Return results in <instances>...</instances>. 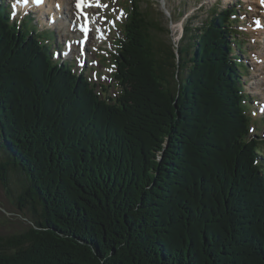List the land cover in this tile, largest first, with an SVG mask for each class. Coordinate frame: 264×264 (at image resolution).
<instances>
[{
	"label": "trees",
	"instance_id": "1",
	"mask_svg": "<svg viewBox=\"0 0 264 264\" xmlns=\"http://www.w3.org/2000/svg\"><path fill=\"white\" fill-rule=\"evenodd\" d=\"M126 2L102 92L0 0V180L21 175L31 221L0 236V264H264L238 9L213 6L176 45Z\"/></svg>",
	"mask_w": 264,
	"mask_h": 264
},
{
	"label": "rangeland",
	"instance_id": "2",
	"mask_svg": "<svg viewBox=\"0 0 264 264\" xmlns=\"http://www.w3.org/2000/svg\"><path fill=\"white\" fill-rule=\"evenodd\" d=\"M11 0H4V3H8ZM143 8H149L154 19L157 20L161 25L169 28L171 34L161 33V38L168 40L171 36L173 41L178 44L180 41L185 26L187 23H191L192 26H201L202 22L212 15L211 8L218 5V8H226L230 6H236L235 8L240 9V14L238 13L237 18L240 20L236 23V28L239 30V34L236 36V40L239 45L244 48L245 52L242 56L243 60L248 62V72L243 77V83L246 87L247 92L251 97V102L253 105L249 107L250 114L252 115V126L254 130L251 129L252 133H256L258 136L262 137L263 140L260 141V148L264 151V113L261 111V102L264 101L263 94L260 93L258 88H264V70L259 69V62L261 59V54L264 53V34L263 32L258 36V32L254 29V14H258V10L254 8L255 0H140ZM103 2H109V8L107 11L99 9L100 20L104 21L106 24L110 25V17H123V20L118 22L116 27L112 28V33L106 35L107 40L103 42L104 38H99V33L94 31L93 37L89 42V60L85 62V66L81 69L80 64L78 65V60L80 55L73 52L71 57L67 61L71 60L77 63V69L80 71L89 70L90 75L93 79L100 83L98 89L105 92L104 85H112L114 82V76L111 77L113 71L110 67V60H105L104 56H107L106 50L113 52L112 42L115 40V35L120 32L119 26L127 20L128 13V3L126 0H103ZM251 2V3H249ZM48 5L45 9H40V7H33L32 10L37 11L36 14H32L36 18L35 22L31 20V17H26L24 20L29 23L31 28H35L38 34L48 42L49 45L54 44L52 49H59V47L64 48V41L66 39L80 38L81 35L78 33L74 35L73 25L71 27L68 24L66 16L63 14V8L60 6ZM126 9L125 15L120 12ZM28 11L24 14L16 15L15 18L20 22L23 15H27ZM98 12L95 13V19H99ZM59 13V16L57 14ZM259 20V14L256 15ZM57 17H62V21L65 20V25L59 21L58 24L50 27V19H55ZM119 20V18H118ZM262 21L264 22V16ZM257 23L260 25V23ZM52 24V22H51ZM98 24V22H97ZM250 26V27H249ZM68 27V28H67ZM264 27V26H262ZM55 29L56 40L52 39V31ZM67 28V29H66ZM63 29V30H62ZM67 30V31H66ZM73 30V31H72ZM74 36V37H73ZM105 50V51H103ZM237 52V51H236ZM103 53H106L104 55ZM239 53V52H238ZM54 59L64 60L63 56H55ZM110 56V55H109ZM112 55L110 56L111 59ZM113 58V57H112ZM104 63V65H102ZM259 67V68H258ZM247 68V66H246ZM102 85V86H101ZM258 85V86H257ZM110 93L118 92L115 87H110ZM2 155L0 154V162L2 161ZM264 161V156L262 157ZM20 179V181H19ZM21 175H18L11 171L9 172V184L8 187L4 186L3 181L0 180V236H12L14 234L22 232L27 228L31 221L23 211L22 207L26 205L24 201L20 198V193L22 191ZM26 206L25 208H27ZM26 210V209H24Z\"/></svg>",
	"mask_w": 264,
	"mask_h": 264
},
{
	"label": "bare ground",
	"instance_id": "3",
	"mask_svg": "<svg viewBox=\"0 0 264 264\" xmlns=\"http://www.w3.org/2000/svg\"><path fill=\"white\" fill-rule=\"evenodd\" d=\"M249 1H251V0H249ZM255 1H256V4H255L254 8L258 10V12H259L258 13L259 14V20H261V23L260 22L259 23L260 24H264V22L262 21L263 16H264V3H262L261 0H255ZM249 3H251V2H249ZM78 4H79L78 0H46L45 4L42 5L40 7V9H45L46 5H55V6H58V7L60 6V9H62L64 7L62 9L63 12H64L63 14L66 16L68 24H69L70 27H71L72 24H74L76 26V28L74 29V35H77L80 32L79 31V24L82 21V14L85 13V12L87 13V12H91V11L95 10V3L94 2H93L92 6L85 5L82 8L80 6H78ZM58 7H57V9H58ZM57 16H59V13L57 14ZM59 21L61 23H63L64 26H68V24L65 25L66 24L65 20L62 21V17L61 18L57 17L55 22H54V25L58 24ZM254 29H255L256 32H258V36H261L260 34L262 32L264 34L263 28L262 29H258V28H256L255 24H254ZM81 34L83 36L84 28H82ZM92 36H93V32L91 33V37H90L89 41L92 39ZM257 58L261 59L260 62L258 63L260 68L259 67L258 68L259 69L262 68L264 70V53L261 54V56L257 57ZM263 79H264V77H263ZM258 90L260 91V93L263 94V97H264V88H258Z\"/></svg>",
	"mask_w": 264,
	"mask_h": 264
},
{
	"label": "snow or ice",
	"instance_id": "4",
	"mask_svg": "<svg viewBox=\"0 0 264 264\" xmlns=\"http://www.w3.org/2000/svg\"><path fill=\"white\" fill-rule=\"evenodd\" d=\"M25 2H27V0H25ZM41 2H42V0H36V3H41ZM261 2L264 3V0H261ZM82 3H83V0H80V4H82ZM78 6H80V5L78 4Z\"/></svg>",
	"mask_w": 264,
	"mask_h": 264
},
{
	"label": "water",
	"instance_id": "5",
	"mask_svg": "<svg viewBox=\"0 0 264 264\" xmlns=\"http://www.w3.org/2000/svg\"><path fill=\"white\" fill-rule=\"evenodd\" d=\"M178 45V44H177Z\"/></svg>",
	"mask_w": 264,
	"mask_h": 264
}]
</instances>
